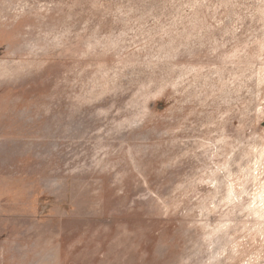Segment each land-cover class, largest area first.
Masks as SVG:
<instances>
[{"label":"rangeland","instance_id":"rangeland-1","mask_svg":"<svg viewBox=\"0 0 264 264\" xmlns=\"http://www.w3.org/2000/svg\"><path fill=\"white\" fill-rule=\"evenodd\" d=\"M0 264H264V0H0Z\"/></svg>","mask_w":264,"mask_h":264}]
</instances>
